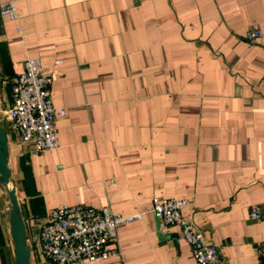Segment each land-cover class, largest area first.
Returning a JSON list of instances; mask_svg holds the SVG:
<instances>
[{"label": "crops", "instance_id": "crops-1", "mask_svg": "<svg viewBox=\"0 0 264 264\" xmlns=\"http://www.w3.org/2000/svg\"><path fill=\"white\" fill-rule=\"evenodd\" d=\"M0 264H19L14 190L30 264H53L40 244L64 205L124 216L118 255L83 264H198L181 229L147 213L155 197L187 199L183 217L219 249V264H260L264 241V0H0ZM40 59L59 147L37 154L8 119L12 79ZM257 208L261 218L253 220Z\"/></svg>", "mask_w": 264, "mask_h": 264}, {"label": "built area", "instance_id": "built-area-1", "mask_svg": "<svg viewBox=\"0 0 264 264\" xmlns=\"http://www.w3.org/2000/svg\"><path fill=\"white\" fill-rule=\"evenodd\" d=\"M3 15L18 20L13 1L0 6ZM258 29L247 31L246 38L255 41L263 36ZM54 75H47L40 59H27L24 71L12 79L13 105L8 119L19 131L23 142H34L37 154L52 152L59 147L55 127L57 115L66 109L55 107L50 86ZM187 199L155 197L147 213L158 220L160 229L178 226L185 242L192 248L198 264H219V249L192 221L183 217L189 206ZM144 213L124 216L110 207L100 209L85 205H64L54 209L40 231V244L47 260L53 264H83L111 259L118 255L113 243L122 225L142 221ZM253 220L261 218L257 208L250 212ZM260 264H264V241L258 248Z\"/></svg>", "mask_w": 264, "mask_h": 264}, {"label": "water", "instance_id": "water-1", "mask_svg": "<svg viewBox=\"0 0 264 264\" xmlns=\"http://www.w3.org/2000/svg\"><path fill=\"white\" fill-rule=\"evenodd\" d=\"M0 174L2 182L8 187L10 182V170L7 160V138L4 129L0 126ZM12 203L10 221L12 224V236L16 247V261L19 264H30V251L27 248V233L24 221L19 213V204L15 196V191H9Z\"/></svg>", "mask_w": 264, "mask_h": 264}]
</instances>
